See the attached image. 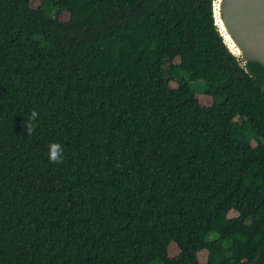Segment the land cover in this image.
Instances as JSON below:
<instances>
[{"label": "trees", "instance_id": "1", "mask_svg": "<svg viewBox=\"0 0 264 264\" xmlns=\"http://www.w3.org/2000/svg\"><path fill=\"white\" fill-rule=\"evenodd\" d=\"M215 2L0 0V264H264V71Z\"/></svg>", "mask_w": 264, "mask_h": 264}, {"label": "water", "instance_id": "2", "mask_svg": "<svg viewBox=\"0 0 264 264\" xmlns=\"http://www.w3.org/2000/svg\"><path fill=\"white\" fill-rule=\"evenodd\" d=\"M214 14L231 52L264 71V0H216Z\"/></svg>", "mask_w": 264, "mask_h": 264}, {"label": "rangeland", "instance_id": "3", "mask_svg": "<svg viewBox=\"0 0 264 264\" xmlns=\"http://www.w3.org/2000/svg\"><path fill=\"white\" fill-rule=\"evenodd\" d=\"M191 87L196 90L199 91L200 93L203 92L204 88H205V84L203 82H192L190 83ZM172 86L175 88L177 87L176 83H172ZM201 103L204 106H211L213 104V101L211 98L209 97H205V96H201L200 98ZM236 122H241L240 119H236ZM171 254L174 256L177 254V250L175 248L171 249ZM207 257L206 253L201 254L200 259L202 260V264H205V258Z\"/></svg>", "mask_w": 264, "mask_h": 264}, {"label": "clouds", "instance_id": "4", "mask_svg": "<svg viewBox=\"0 0 264 264\" xmlns=\"http://www.w3.org/2000/svg\"><path fill=\"white\" fill-rule=\"evenodd\" d=\"M36 113H32V117L35 118ZM50 160L53 164H62L64 162V150L61 145H54L51 148Z\"/></svg>", "mask_w": 264, "mask_h": 264}]
</instances>
